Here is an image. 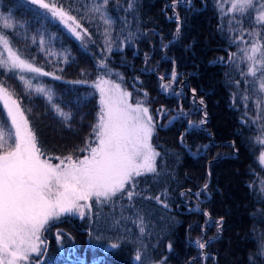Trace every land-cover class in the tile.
I'll return each instance as SVG.
<instances>
[{"label":"trees","instance_id":"obj_1","mask_svg":"<svg viewBox=\"0 0 264 264\" xmlns=\"http://www.w3.org/2000/svg\"><path fill=\"white\" fill-rule=\"evenodd\" d=\"M55 2L86 30L91 49L24 0H0V17L13 25L4 28L0 19V33L25 60L49 73L30 79V91L19 79L21 73L0 68V82L20 101L42 155L75 158L87 153L81 149L86 141L94 142L99 96L93 85L100 78L126 85L139 76L147 93L141 102L155 116L160 111L165 115L162 124L158 118L153 143L160 153L157 171L136 177L134 191L140 195L128 200L118 194L102 205L93 201L92 211L87 210L82 220L64 216L50 222L44 233L47 253L37 263L133 264L139 251L145 264L165 258V264H264V199L255 190L260 169L255 151L251 152L246 117L231 100L232 84L240 74L231 79L228 70L235 51L232 25L221 16V5L228 2L107 0L106 6L102 0ZM97 5L110 25L92 11ZM173 5L181 18L179 26L175 16L169 17ZM101 62L106 67H99ZM158 64L169 68L155 71ZM172 67L184 87L180 100L160 89L163 72ZM36 86L50 91L53 102L70 113L71 120L63 121L47 98L35 92ZM169 117L173 121L164 126ZM202 118L207 124L199 128ZM190 122L195 125L192 132L186 127ZM0 126L10 129L1 104ZM165 191L167 196L161 199L168 208L144 198ZM197 192L199 196L194 195ZM137 212L144 217L143 235L133 222ZM197 240H211L208 256L192 261L200 256L194 246ZM112 243L119 247L112 249Z\"/></svg>","mask_w":264,"mask_h":264},{"label":"snow or ice","instance_id":"obj_2","mask_svg":"<svg viewBox=\"0 0 264 264\" xmlns=\"http://www.w3.org/2000/svg\"><path fill=\"white\" fill-rule=\"evenodd\" d=\"M31 3L51 12L69 27L77 39H82L81 33L77 32V29L81 28L80 23L63 8H58L55 3H46L45 0H31ZM102 4L106 6L107 0H102ZM131 7L132 4L129 3V8ZM255 8L256 0H231L230 11L246 13ZM92 11L99 13L104 23L110 25L111 21L105 15L103 7L97 5ZM0 19L3 20L4 28L13 27L9 18ZM255 20L258 24H264V5L260 6ZM69 21L75 27L69 25ZM83 31L87 34L86 30ZM179 31L177 27V33ZM248 34L253 36V39L245 40L244 34L241 33L240 41L246 46L240 48L241 56L230 57L229 62L233 65H237V62L245 63L246 71H241V76L245 78L243 83L250 85L254 94L264 93V44L258 33ZM105 35L108 36L107 31ZM106 43L109 41L106 40ZM108 51H111L110 46ZM99 67L106 66L101 62ZM0 68L21 73L19 79L30 91L33 90L32 82L22 73L49 75L32 62L25 60L10 46L9 40L3 35H0ZM247 77L253 79L248 80ZM175 79L176 73L173 71L171 80ZM234 83L239 88L241 81L237 80ZM93 86L100 93V110L97 122L93 126L95 142H85L81 151L87 152L88 155L83 158L74 159L71 155L56 157L59 163L53 164L50 162L51 157L42 159L36 135L29 127L19 101L3 84H0V102H3L11 121V129L0 126V264H30V257L33 254L42 255L44 244L42 232L50 222L58 220L65 214H78L83 218L85 209L88 212L92 211L93 201L97 205L107 204L118 194L121 198L126 195L128 200H132L134 195H140L134 191L138 184L136 177L156 173V158L160 153L151 143L155 125L149 109L140 102L131 103V93L123 90L119 84L101 78ZM161 87L167 89L169 85L163 84ZM34 90L47 98L63 121L71 120V114L64 112L53 102L50 91L41 86H36ZM192 92L195 97L196 90L193 89ZM247 92L248 88L242 97L245 102L250 98ZM203 103L201 99L199 104ZM261 104H264V97L257 95V108ZM204 115L206 117L207 114ZM205 122L202 119L200 124ZM189 127L195 125L190 122ZM181 142L183 143V138ZM260 142L264 143V140ZM260 161L264 163V154L261 155ZM261 191L264 192V188ZM194 195L199 196L200 193ZM161 196L166 197L167 192L155 196L146 195L144 198L154 199L164 208H168V204ZM133 222L143 235L146 227L143 215L137 212V220ZM62 239L58 233L57 240ZM207 243L209 242L195 241L200 249H204ZM110 247L117 249L119 245L112 243ZM171 248L172 245L169 243V251ZM261 254L264 255V248L261 249ZM135 260L145 264L139 251L135 255ZM150 264L157 262L153 261ZM158 264L163 262L160 261Z\"/></svg>","mask_w":264,"mask_h":264},{"label":"rangeland","instance_id":"obj_3","mask_svg":"<svg viewBox=\"0 0 264 264\" xmlns=\"http://www.w3.org/2000/svg\"><path fill=\"white\" fill-rule=\"evenodd\" d=\"M25 2L29 3L31 6H33L36 9H39L47 14H49L54 20H56L58 23H60L61 26L64 27V29L75 39L77 40L82 46H84L86 49H91V42L89 40V37L87 34H85V32L83 30H85L82 26L81 28L77 29V32L81 33V37L82 39H77L76 35H74L70 30L69 27H67L64 23L61 22V20L58 17H55L52 15L51 12H49L46 9L40 8L38 5L32 4L31 0H24ZM228 3H223L221 5V16L225 17L226 19L229 20V24L232 25V32L234 34L235 40H233L234 42V47H235V51L233 52L231 57H239L242 55V53L240 52V48L245 47L246 45H244L241 41H240V36L241 33L244 34V39L245 40H249L251 41L253 39V36H250L248 33L252 32V33H258L259 34V38L261 39L262 44H264V24H258L255 20V17L257 15V11L259 10L261 5H264V0H256V8L249 10V12L246 13H240V12H233L230 11L231 8V0H225ZM46 3H55L56 6L58 8H63L60 5H58L55 0H45ZM174 6L171 7L170 12L171 14L169 15V17L172 19L173 16H175V23L179 26V21H180V16L178 14V12L173 10ZM63 10L65 12H67L64 8ZM176 10V7H175ZM68 15H70L67 12ZM71 16V15H70ZM69 25H71L72 27H75V25L72 24L71 21L68 22ZM87 33V32H86ZM0 35H3L7 38V36L4 33H0ZM8 39V38H7ZM141 39V38H139ZM9 40V39H8ZM10 42V41H9ZM10 46L14 49L13 45ZM15 50V49H14ZM6 55V54H5ZM159 68H169L167 66H161L158 64V66H156L155 71H157ZM229 72L232 74V76L230 77L231 79H233L234 76H236V74H240L237 79H235V81L239 80L241 81V84L239 86V88H237V86L235 85V83L233 82L232 86H233V90L231 91V100L232 103L235 105V107H240L242 112L244 113L245 117H246V128L248 129V140L250 142L251 145V152L253 153L255 151L256 154V162L257 165L260 169V171L258 172V178H257V182L255 184V190L257 191L258 195L260 196L261 199H264V192L261 191L262 188H264V163H261L260 161V157L262 154H264V143H261L260 140H264V104H261V106L259 108H257L256 106V96L259 95L261 97H264V93H253L251 90V86L250 85H245L243 83V80L245 79L244 77L241 76V71L245 70L246 71V64L245 63H239L237 62V65H233L232 63H230L229 66ZM132 71H134V69H132ZM173 71H175V69L172 67L171 70L166 73L165 71L163 72V76L160 82V89L164 90L165 94L167 95H171L172 97L177 98L178 100L181 99L182 95H184V87L181 84L179 77L176 75V79L175 81L171 80V76ZM25 76H27V79H33L35 78V76L37 74L35 73H29V72H24L22 73ZM101 79V78H100ZM104 80H109L107 78H103ZM248 80H252V77H247ZM115 84H119L120 87L131 93V98H130V102L135 104L137 102H141L142 98L145 97L144 95V91L142 90V87L144 86L143 80L139 78V76H133L129 79L128 83L126 85H122L118 82L109 80ZM232 83V81H231ZM0 84H2L0 82ZM163 84H168L169 87L167 89H164L161 87V85ZM4 85V84H3ZM11 93L12 91L9 89V87L7 85H4ZM95 88V87H94ZM248 88V92L247 95L250 97L249 100L247 102H245L243 100V95L245 94V89ZM257 88H258V84H257ZM97 90V88H95ZM98 92V103L100 101V93ZM14 98L16 100L17 97L16 95H14ZM19 101V100H18ZM245 103H247V107H245ZM0 104L2 105L6 116H7V110L4 108L3 106V102H0ZM20 104V101H19ZM143 104V103H142ZM145 107H147L149 109V114L152 116L153 118V123L155 125V130L151 139V143L153 146L154 143V139L157 135V130L159 128V124L160 122L158 121V118H162L161 124L164 121V115L165 113L163 111H160L158 113V116H155V114L152 112L150 106L143 104ZM21 110L23 111L26 119H27V115L24 111V109L22 108L21 104H20ZM99 110H100V104H99ZM197 108V107H196ZM195 109V107H194ZM197 111V110H194ZM193 114V113H192ZM8 118V116H7ZM204 119V118H202ZM201 119V120H202ZM28 120V119H27ZM199 120V121H201ZM205 120V119H204ZM9 121V125H10V129H11V121L8 118ZM173 121V118H166V125L170 124ZM189 122V120H188ZM207 124V123H206ZM205 124V125H206ZM189 125L186 124V127L188 128V131L192 132L194 129V127L190 128ZM204 125V126H205ZM203 126V125H202ZM29 127H30V123H29ZM200 128V126H198ZM31 128V127H30ZM214 140V139H213ZM94 142H95V138H94ZM93 142V143H94ZM209 146V145H208ZM154 148V146H153ZM155 149V148H154ZM200 150H198L196 153L200 152ZM204 151H206V148L204 149ZM88 155V153H86L84 156ZM82 157H75L74 159H79V158H83ZM49 157L42 155V159H47ZM51 160L50 162L53 164H58L59 160L55 159L56 157L51 156ZM63 158V157H61ZM157 160V158H156ZM147 174V173H146ZM87 209H85V214ZM64 216H69L71 218H76L79 220L84 219L81 218L78 214H65L63 216H61L60 218L64 217ZM219 229V228H218ZM45 231L42 232V238L44 240V244L42 245V255L40 256H36L35 254H33L30 257V264H38L37 261H42L44 259V257L46 256L47 253V241L45 240V236H44ZM207 241V240H205ZM194 246L198 249L197 255H200L198 257H203L202 259H206L208 256L207 253V247L208 244H206V247L204 249H200L196 244H194ZM165 259L162 260L163 264H165ZM139 261H136L135 258L133 260V264H138Z\"/></svg>","mask_w":264,"mask_h":264},{"label":"water","instance_id":"obj_4","mask_svg":"<svg viewBox=\"0 0 264 264\" xmlns=\"http://www.w3.org/2000/svg\"><path fill=\"white\" fill-rule=\"evenodd\" d=\"M178 35H179V34H178ZM201 112L204 113V108H203V106L201 107ZM204 117H205V115H204ZM205 119L209 120V117L206 115ZM204 124H205V123L200 124L199 126L201 127V126L204 125ZM214 143H215V141L212 139L211 144L214 145ZM214 160H215V159H214ZM214 160H213V161H214ZM210 162H211V161H210ZM213 240H214V239H213ZM210 241H211V240H209L208 242H210ZM202 258H203V257H197V258L193 259L192 261H200Z\"/></svg>","mask_w":264,"mask_h":264},{"label":"flooded vegetation","instance_id":"obj_5","mask_svg":"<svg viewBox=\"0 0 264 264\" xmlns=\"http://www.w3.org/2000/svg\"><path fill=\"white\" fill-rule=\"evenodd\" d=\"M208 244V243H207Z\"/></svg>","mask_w":264,"mask_h":264}]
</instances>
